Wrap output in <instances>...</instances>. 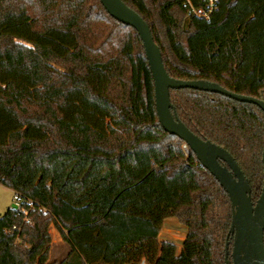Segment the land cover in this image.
<instances>
[{"label":"trees","instance_id":"1","mask_svg":"<svg viewBox=\"0 0 264 264\" xmlns=\"http://www.w3.org/2000/svg\"><path fill=\"white\" fill-rule=\"evenodd\" d=\"M122 1L170 76L264 100V0H219L209 19L186 0ZM169 94L193 133L233 156L255 203L264 111L211 91ZM0 185L21 205L0 214V264H226L229 196L158 122L142 41L100 0H0ZM169 217L186 227L179 254L158 239ZM50 226L68 245L60 261L48 262ZM231 247L230 236V264Z\"/></svg>","mask_w":264,"mask_h":264},{"label":"water","instance_id":"2","mask_svg":"<svg viewBox=\"0 0 264 264\" xmlns=\"http://www.w3.org/2000/svg\"><path fill=\"white\" fill-rule=\"evenodd\" d=\"M105 10L117 21L133 27L143 44L153 78L154 101L158 122L170 134L181 138L226 190L231 204V223L225 237L224 259L228 261L229 237H232L231 264H264V148L261 160L263 181L255 203L250 187L233 156L223 147L193 133L177 116L170 101V89L193 88L211 91L232 99L256 104L264 111V100L227 90L220 84L205 79L184 80L170 76L162 62L161 52L154 42L145 20L122 0H100Z\"/></svg>","mask_w":264,"mask_h":264},{"label":"rangeland","instance_id":"3","mask_svg":"<svg viewBox=\"0 0 264 264\" xmlns=\"http://www.w3.org/2000/svg\"><path fill=\"white\" fill-rule=\"evenodd\" d=\"M15 204L16 202L13 199V192L11 189L0 185V214H2L7 207H15ZM49 232L51 235V243L48 253V262L60 261L67 253L68 245L62 240L60 234L53 226H50ZM180 237L181 233H176L175 236L172 237V241L178 245L181 240Z\"/></svg>","mask_w":264,"mask_h":264},{"label":"crops","instance_id":"4","mask_svg":"<svg viewBox=\"0 0 264 264\" xmlns=\"http://www.w3.org/2000/svg\"><path fill=\"white\" fill-rule=\"evenodd\" d=\"M176 233H181V240L178 245L174 241H172V237H174ZM185 234L186 227L179 223L174 217H169L163 221L160 231L158 233V239L176 244V254H179Z\"/></svg>","mask_w":264,"mask_h":264},{"label":"built area","instance_id":"5","mask_svg":"<svg viewBox=\"0 0 264 264\" xmlns=\"http://www.w3.org/2000/svg\"><path fill=\"white\" fill-rule=\"evenodd\" d=\"M218 1L219 0H200L198 5H192L190 0H186V3L189 5L187 12L197 17L209 19L212 12L217 8ZM183 148L185 149V151L187 150L185 145L183 146ZM13 199L16 202L15 208L20 209V200L16 193H13Z\"/></svg>","mask_w":264,"mask_h":264}]
</instances>
